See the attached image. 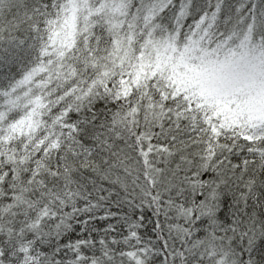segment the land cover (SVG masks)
Returning <instances> with one entry per match:
<instances>
[{"label": "snow or ice", "instance_id": "6c2138e0", "mask_svg": "<svg viewBox=\"0 0 264 264\" xmlns=\"http://www.w3.org/2000/svg\"><path fill=\"white\" fill-rule=\"evenodd\" d=\"M0 264H264V0H0Z\"/></svg>", "mask_w": 264, "mask_h": 264}]
</instances>
